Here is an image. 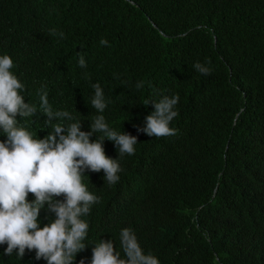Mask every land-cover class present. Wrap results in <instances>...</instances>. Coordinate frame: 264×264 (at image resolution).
<instances>
[{
    "label": "trees",
    "instance_id": "16d2710c",
    "mask_svg": "<svg viewBox=\"0 0 264 264\" xmlns=\"http://www.w3.org/2000/svg\"><path fill=\"white\" fill-rule=\"evenodd\" d=\"M2 55L13 60L25 103L38 109L17 116L34 139L53 131L39 112L42 88L54 111L73 117L63 123L88 132L103 115L137 137L131 156L103 142L122 169L117 183L103 170L82 175L99 203L81 217L87 246L74 264H90L84 252L100 240L125 258L124 228L159 264H264V0H0ZM197 62L211 74L196 71ZM95 83L103 113L91 105ZM165 95L179 96L169 125L176 135L138 132L155 110L143 103ZM0 264L9 263L0 256Z\"/></svg>",
    "mask_w": 264,
    "mask_h": 264
},
{
    "label": "clouds",
    "instance_id": "9594fccd",
    "mask_svg": "<svg viewBox=\"0 0 264 264\" xmlns=\"http://www.w3.org/2000/svg\"><path fill=\"white\" fill-rule=\"evenodd\" d=\"M100 43L107 45L108 41L102 38ZM13 66L10 56H0V130L7 137L0 142V256L9 264H27L28 258L41 264H74V257L87 246L83 241L89 224L81 217L89 215L91 206L99 203V198L82 183V175L86 170H103L108 184L117 183L122 169L118 158L105 155L103 142L112 141L120 156H131L137 137L113 130L103 115L96 116L88 132L81 130V122L63 123L73 117L68 111H54L42 88L38 93L39 112L47 117L44 124L53 131L43 139H34L18 125L17 116L33 118L38 109L25 103L21 94L25 86L10 71ZM79 66L87 67L82 55ZM193 67L203 75L212 71L199 62ZM91 87L95 90L91 105L103 113L107 107L104 91L99 83ZM136 87L142 88L143 82ZM150 102L155 110L145 117V126L138 132L156 138L176 135L177 129L169 125L178 115L174 108L179 96L165 95L158 102L146 100L143 104ZM97 133L103 135L90 141ZM61 196L63 200L56 199ZM45 206L49 213L41 211ZM120 244L125 258L120 257L111 239L100 240L84 253L91 257L90 264H159L156 257L144 254L130 228L121 230ZM76 264L87 263L82 259Z\"/></svg>",
    "mask_w": 264,
    "mask_h": 264
}]
</instances>
